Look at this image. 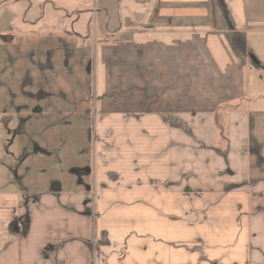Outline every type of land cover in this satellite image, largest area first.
<instances>
[{"label": "crops", "instance_id": "0c3cea01", "mask_svg": "<svg viewBox=\"0 0 264 264\" xmlns=\"http://www.w3.org/2000/svg\"><path fill=\"white\" fill-rule=\"evenodd\" d=\"M40 1L74 31L0 40V264H264V0Z\"/></svg>", "mask_w": 264, "mask_h": 264}, {"label": "rangeland", "instance_id": "374dc122", "mask_svg": "<svg viewBox=\"0 0 264 264\" xmlns=\"http://www.w3.org/2000/svg\"><path fill=\"white\" fill-rule=\"evenodd\" d=\"M17 1V0H16ZM29 1V2H28ZM37 3V4H36ZM39 2L37 0H19V2H15L14 0H0V40L7 39L8 37H11L14 35V33L21 32V33H27L29 31H38V30H45L52 32L53 30L57 31H63V32H73L74 28L71 26L73 20L68 19L66 16V13L62 10L58 13V15L53 14V11H51L50 4L46 1H40V7L39 10L38 7ZM36 10H39L41 16H43L42 20L39 22V24H36L34 27L30 26H21L20 18L23 20H26V13L28 12H35ZM70 13V12H69ZM24 14V17H23ZM34 14V13H33ZM71 14V13H70ZM14 15V18H13ZM62 16V18H61ZM15 19V20H13ZM33 29V30H32ZM95 115L94 113V106H92L91 112L89 115ZM91 120V119H90ZM95 122L96 118L94 116V119L91 121L89 125L90 134L95 130ZM2 121L0 119V152L2 148V144L5 142L7 138V134L3 133L2 129ZM91 136V135H90ZM91 145H94V141L92 139V136L90 138ZM93 147V146H92ZM93 150V149H92ZM10 168V166H8ZM8 174L10 176L11 172L10 169L8 171ZM1 175H3V172L0 171V179ZM4 182L3 180H1ZM0 181V182H1ZM90 202L92 204V200L94 198V188H90ZM94 205H92V223L97 220L98 216L94 212L93 209ZM106 235V234H104Z\"/></svg>", "mask_w": 264, "mask_h": 264}]
</instances>
